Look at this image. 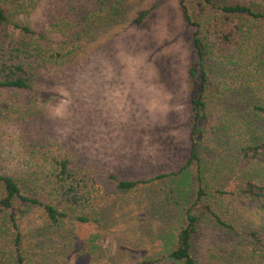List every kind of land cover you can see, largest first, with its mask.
Here are the masks:
<instances>
[{
    "label": "rangeland",
    "instance_id": "374dc122",
    "mask_svg": "<svg viewBox=\"0 0 264 264\" xmlns=\"http://www.w3.org/2000/svg\"><path fill=\"white\" fill-rule=\"evenodd\" d=\"M186 4L193 21L213 13L203 1L186 0ZM261 26L242 49L238 65L229 64L225 76L216 73L207 80L208 120L202 133L208 184L227 192L222 200L228 217L241 229L253 230L262 225L263 212L255 200L239 192L244 180L240 169L247 163L236 151L238 137L221 134L216 126L225 121L227 109L240 96L230 90L248 84L254 97L264 98ZM195 29L185 21L180 0H123L118 15L98 13L93 32L70 54L64 53L66 45H59L61 36L49 34L48 52L59 46L64 49L30 89L0 88L2 172L23 185L33 173L44 171L51 157L66 156L93 189L92 204L81 207V213L97 221L66 219L63 229L71 238L43 232L41 225L47 223L40 207H18L16 216L27 231V264H183L168 254L194 199L196 168H187L165 183L174 195L168 202L161 199L164 182L156 184L161 192L145 186L123 193L108 174L149 178L177 171L186 163L191 147L189 68L197 57ZM254 168L246 166L244 171ZM21 211L25 213L20 218ZM227 240L223 231L201 223L191 240L192 253L206 264H263L246 245L240 254L223 252L220 247Z\"/></svg>",
    "mask_w": 264,
    "mask_h": 264
},
{
    "label": "trees",
    "instance_id": "16d2710c",
    "mask_svg": "<svg viewBox=\"0 0 264 264\" xmlns=\"http://www.w3.org/2000/svg\"><path fill=\"white\" fill-rule=\"evenodd\" d=\"M210 7L213 13L201 21H193L186 0H180L185 21L196 26L193 44L196 60L189 68L190 83V126L191 147L186 163L179 170L162 172L149 178L121 179L114 173L108 179L115 189L126 193L139 187L153 186L160 192L158 183L164 182L162 201L172 198L173 189L165 184L187 168H196V190L193 202L186 208L184 222L174 237L169 257L183 264H206L192 253L191 240L198 232L201 223H209L223 231L228 240L220 249L231 254L243 252L248 246L264 264V98L258 99L254 89L245 84L241 89L230 92L239 94L227 109L225 121L216 127L221 134L236 138V151L244 156L247 168L241 170L239 192L257 202L263 212L262 225L241 229L228 217L223 195L227 192L209 185L202 158V133L208 120L206 111L205 84L214 74L225 76L229 64H237V59L246 43L255 36L256 28H262V49L260 61L264 67V0H200ZM154 6V5H152ZM151 9L141 12L135 19L139 24ZM123 10V0H0V88L30 89L39 73L52 61L57 51L46 49L49 34L61 36L59 45H66L70 54L90 32L98 18V13L118 15ZM36 16L37 19L34 18ZM243 49V50H242ZM63 54V53H62ZM61 57V56H60ZM244 57L241 56V60ZM241 61L240 68L245 67ZM199 68V73L197 72ZM201 77V80H200ZM224 90L221 92L223 94ZM254 97V98H253ZM38 149L37 152H40ZM241 160V159H239ZM245 162V161H243ZM44 171H37L25 179L21 185L13 175L2 172L0 167V264H27L24 239L26 227L20 225L16 211L19 206H37L44 213L47 225H41L45 233H56L60 237H72L63 229L66 219L78 223L97 221L81 213V207L91 203L93 189L88 187L84 177L72 166L66 156H53L44 164ZM169 184V183H168ZM25 211L20 212V218Z\"/></svg>",
    "mask_w": 264,
    "mask_h": 264
}]
</instances>
